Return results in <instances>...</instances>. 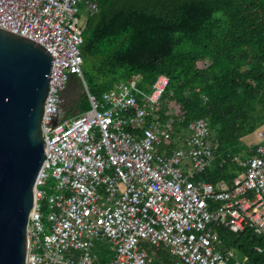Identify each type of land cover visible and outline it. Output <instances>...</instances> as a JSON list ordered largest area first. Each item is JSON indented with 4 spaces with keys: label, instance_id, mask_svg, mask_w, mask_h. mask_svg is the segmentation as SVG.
Here are the masks:
<instances>
[{
    "label": "built area",
    "instance_id": "built-area-1",
    "mask_svg": "<svg viewBox=\"0 0 264 264\" xmlns=\"http://www.w3.org/2000/svg\"><path fill=\"white\" fill-rule=\"evenodd\" d=\"M95 9L93 0H0V27L54 56L41 121L45 158L33 188L24 264H154L149 246L168 250L172 264H245L220 249L214 225L235 233L251 225L264 234V141L255 155L239 159L243 176L216 183L198 178L215 157L216 137L199 117L168 148L172 119H150L166 75L148 91L132 80L100 97L89 92L80 16ZM71 74L80 78L90 107L60 120ZM257 136L264 140V129ZM49 178L55 180L51 192L44 187ZM98 239L112 243L110 259L92 252Z\"/></svg>",
    "mask_w": 264,
    "mask_h": 264
},
{
    "label": "trees",
    "instance_id": "trees-1",
    "mask_svg": "<svg viewBox=\"0 0 264 264\" xmlns=\"http://www.w3.org/2000/svg\"><path fill=\"white\" fill-rule=\"evenodd\" d=\"M93 1L96 9L84 19L80 45L89 92L100 97L132 80L148 91L159 74L166 75L161 104L153 108L150 119H172L168 148L176 145L190 121L203 117L217 146L198 178L216 183L243 176L239 159L255 155L258 145L243 139L264 129V0ZM62 96L57 119L90 107L75 74ZM54 186L53 178L44 185L49 192ZM41 204L44 215L46 199ZM214 229L223 252L232 250L245 258V264H264V234L251 225L236 233L220 224ZM146 249L149 262L172 264L168 250Z\"/></svg>",
    "mask_w": 264,
    "mask_h": 264
},
{
    "label": "water",
    "instance_id": "water-1",
    "mask_svg": "<svg viewBox=\"0 0 264 264\" xmlns=\"http://www.w3.org/2000/svg\"><path fill=\"white\" fill-rule=\"evenodd\" d=\"M53 58L38 42L0 27V264L25 262Z\"/></svg>",
    "mask_w": 264,
    "mask_h": 264
},
{
    "label": "rangeland",
    "instance_id": "rangeland-1",
    "mask_svg": "<svg viewBox=\"0 0 264 264\" xmlns=\"http://www.w3.org/2000/svg\"><path fill=\"white\" fill-rule=\"evenodd\" d=\"M80 19L84 21L83 16H80ZM199 64L202 66L204 62L201 61ZM243 140L244 142L246 140L247 143H263L264 141L263 139L258 138V136L256 135V131H254L253 134H251L249 137H246ZM91 249H92V252L96 253L99 259H105V260L110 259L114 253L113 248H112V243L108 241L107 239L95 240ZM240 257L242 258V256Z\"/></svg>",
    "mask_w": 264,
    "mask_h": 264
}]
</instances>
